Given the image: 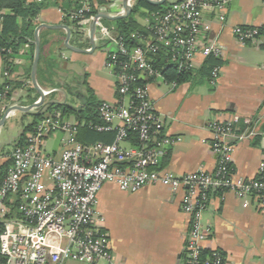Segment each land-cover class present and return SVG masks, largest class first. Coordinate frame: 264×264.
<instances>
[{
    "label": "built area",
    "instance_id": "built-area-1",
    "mask_svg": "<svg viewBox=\"0 0 264 264\" xmlns=\"http://www.w3.org/2000/svg\"><path fill=\"white\" fill-rule=\"evenodd\" d=\"M229 1L178 0L166 13L155 16L153 34L132 48L97 15L82 22L85 26L95 21V35L114 46L108 50L106 66L116 79V99L102 102V123L94 125L97 132L114 131V141L82 144L76 138L75 122H63L53 114L27 134L26 145L13 149L12 164L0 187V264H115L97 210L99 193L107 182L116 183L125 192H137L148 185L185 190L182 208L190 216L191 228L184 264H224L219 249L211 248L203 256L211 234L202 220L209 203L205 191L227 188L239 196L250 195L258 210L264 212V180L239 177L229 167L236 141L244 137L233 132L230 121L210 124L211 146L217 155L212 172L176 175L161 168L171 141L161 135L163 120L151 100L149 85L164 81L151 57L159 52V44L187 70L194 68L198 54L204 58L221 56L222 46L206 41L204 14L222 12ZM89 10L86 0L79 13ZM124 13L123 9L115 15ZM258 33L257 27L234 29L241 44L254 42ZM219 70L214 69L211 83H215ZM51 92L44 90L45 96ZM57 130L66 134L62 151L48 153L46 139ZM129 130L138 134L141 145L130 141ZM262 172L264 156L257 174Z\"/></svg>",
    "mask_w": 264,
    "mask_h": 264
},
{
    "label": "crops",
    "instance_id": "crops-1",
    "mask_svg": "<svg viewBox=\"0 0 264 264\" xmlns=\"http://www.w3.org/2000/svg\"><path fill=\"white\" fill-rule=\"evenodd\" d=\"M29 1L48 3L38 16L37 27L40 24L68 26L63 22L64 13L61 9L62 2L66 0ZM110 1L102 7L101 12L115 15L124 9L123 0ZM133 3L134 0L131 5ZM142 20L140 23L148 24L147 19ZM204 23L207 43L219 44L223 49L220 57L223 64L215 83L201 79L199 82L172 85L155 80L149 85L151 100L163 120V136L171 141L167 145L164 168L176 175L212 172L217 165V155L211 146L213 133L210 124L214 121H230L236 123V131H240L236 135L244 136L237 139L235 144V173L250 179L257 175L264 156V134L259 143L254 144L255 136L259 135L264 125V33L254 42L241 44L234 29L237 26H250L264 31V0H230L222 12L206 11ZM90 29V25L81 28L82 41H89V47L71 43L72 33L70 43L79 48L92 49ZM41 33H44L46 41L45 56L60 55L66 60V29L43 28ZM108 50L95 35V49L85 53L91 56L90 61L78 75L81 78L87 74V81L100 101L116 99L115 76L110 72L114 79L104 81L97 74L98 69L106 66ZM25 52L17 57L11 79L28 84L32 79H27V72L33 62L24 55ZM72 53L69 59L73 62L79 58L78 54H83L73 50ZM204 62L205 58L198 54L194 62V74L201 70ZM4 80V63L0 59V85ZM39 86L43 90H52L50 97L58 102L70 103L69 97H74L64 88ZM29 100L26 91L18 89L11 99L1 104L0 113L16 105L29 106ZM37 110H13L7 119L22 112L30 116V123L33 120L31 114ZM73 120L70 118L68 121ZM63 138L61 147L49 153L59 154L62 151ZM7 159L8 156L4 155L0 165ZM184 195L185 190L174 191L166 185H148L137 192H125L114 182L105 183L99 193L97 210L102 218L101 226L108 234L113 262L184 264L190 227V216L182 208ZM202 220L211 233L205 247L219 249L224 254V264H264V212L258 210L252 196H239L233 191L213 195Z\"/></svg>",
    "mask_w": 264,
    "mask_h": 264
},
{
    "label": "trees",
    "instance_id": "trees-1",
    "mask_svg": "<svg viewBox=\"0 0 264 264\" xmlns=\"http://www.w3.org/2000/svg\"><path fill=\"white\" fill-rule=\"evenodd\" d=\"M86 0H66L61 4V9L64 13L63 22L71 28L72 39L71 43H77L80 47H89V41H82L83 21L92 15H98L102 7L111 3L110 0H87L89 11L79 13L80 9ZM178 1V0H176ZM175 1V2H176ZM174 2L166 0L163 4L154 5L147 0H134L132 11L129 15L119 17L117 19L101 18L104 25L116 36L122 38L129 48L142 45V41L153 34L151 28L156 24L155 16L166 13ZM48 6L47 2H31L29 0H0V59L4 63L5 80L0 85V106L8 99L15 95L18 89H24L30 97L29 104L35 103L40 95L35 88L32 81L25 84L23 81L12 80L11 75L16 65L17 57H20L23 52L24 55L30 57L31 62L34 60L35 53V31L37 28L36 21L42 9ZM107 13V12H106ZM148 20L147 25H143L139 21V17ZM243 28H255L250 26H242ZM258 35L260 37L264 31L258 28ZM44 33L40 34L41 39V55L37 70V81L40 85H48L52 88H64L69 93L77 97L80 102L78 106L68 102H58L52 99L44 100L37 111L33 112V120L26 124L14 143L13 149L26 145L27 134L32 132L34 128L48 115L57 114L61 121L67 122L70 118L74 119L75 127L77 129L76 138L79 142L85 145L94 144L97 142L111 143L114 141L115 132H97L94 125L102 123L100 116V108L103 101H100L95 94V91L90 87L87 81V74L77 80V87H72L68 83L63 84L62 81L56 79L58 71L64 67L61 64L62 56H45ZM102 44L105 46L108 41L100 38ZM248 42L247 44H249ZM28 44V47L25 45ZM66 46H64L65 48ZM25 48V49H24ZM153 64L158 68L163 75L164 82L167 84H181L185 82H199L201 79H206L211 82L213 80V71L216 67L223 64L221 56H210L205 58L201 70L194 74L193 69H182L178 62L172 59L171 51L159 44V52L151 55ZM32 65L28 68L27 79H32ZM139 83H142L140 80ZM34 96H31L32 94ZM52 94V93H51ZM50 94V95H51ZM4 105V104H3ZM3 114L0 113V119ZM236 123H232V130L235 134L240 133L236 131ZM64 133L63 131L52 132ZM163 132V131H162ZM237 132V133H236ZM264 134V125L261 127L259 135L255 136L254 144L257 145ZM50 135V136H51ZM163 136V133H161ZM129 139L134 145H141L142 142L138 139V134L134 130H129ZM9 151L4 154L8 159L0 165V187L3 183L4 177L12 164L11 153ZM3 152L0 153L2 155ZM168 152L161 161V168H164V160ZM229 167L234 168L231 164ZM256 177L264 180V172L259 173ZM228 191L227 188H210L205 191L208 199L213 195H221ZM208 205V204H207ZM16 207V206H15ZM189 227V231H190ZM209 249L203 251V256L209 254ZM185 255V254H184Z\"/></svg>",
    "mask_w": 264,
    "mask_h": 264
},
{
    "label": "rangeland",
    "instance_id": "rangeland-1",
    "mask_svg": "<svg viewBox=\"0 0 264 264\" xmlns=\"http://www.w3.org/2000/svg\"><path fill=\"white\" fill-rule=\"evenodd\" d=\"M138 19L140 22L143 21L142 17H139ZM113 48L114 46L111 43H108L105 46L106 50ZM64 50H66L68 58L66 60L61 59V64L64 68L58 71L56 79L62 81L63 84L68 83L72 87H77V80L80 78L78 76L79 72L84 71L88 62L90 61L91 56L85 53L78 54L79 58L75 62H73L69 59V56H72L73 54L72 50L67 47H65ZM97 74L99 78L103 79L104 81H112L114 79V77L110 74L109 68L106 66L104 67V69H98ZM47 96L48 97L46 100L48 101L50 99V95ZM71 101L75 105V103L78 102V99L77 97L70 96L69 102L71 103ZM29 119V115H24L22 112H18L15 117H10L6 122H4L3 129L0 135V153L3 152V154L0 156V161L3 159L4 154L13 149L15 141L19 137L23 127L29 123ZM63 137V133L57 132L47 138L44 145L45 151L49 153L58 150L61 147V139Z\"/></svg>",
    "mask_w": 264,
    "mask_h": 264
},
{
    "label": "water",
    "instance_id": "water-1",
    "mask_svg": "<svg viewBox=\"0 0 264 264\" xmlns=\"http://www.w3.org/2000/svg\"><path fill=\"white\" fill-rule=\"evenodd\" d=\"M149 3L154 4V5H160L163 4L166 0H147ZM123 6L125 13L121 15H112L106 12H100L97 17L99 18H108V19H117L119 17H124L127 16L131 13L132 11V5H131V0H123ZM43 28H49V29H56V28H64L66 29V40H65V46L73 51L76 52H81V53H87L91 52L93 49H95V21H92L90 24V42L92 44V49H84V48H79L70 43L71 39V29L68 26L65 25H50V24H40L35 31V53H34V60H33V65H32V83L34 84L35 88L37 89L40 97L39 100L36 101L35 103L29 105V106H22V105H16L9 107L5 110V112L2 115V118L0 119V127L3 125V123L6 121L8 114L13 111V110H21L23 112H29L33 108H37L45 100V94L44 90L39 86L38 81H37V70H38V65L40 61V55H41V39H40V31Z\"/></svg>",
    "mask_w": 264,
    "mask_h": 264
}]
</instances>
